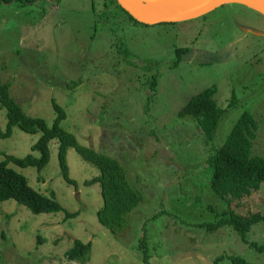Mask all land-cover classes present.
I'll return each mask as SVG.
<instances>
[{
    "label": "rangeland",
    "instance_id": "374dc122",
    "mask_svg": "<svg viewBox=\"0 0 264 264\" xmlns=\"http://www.w3.org/2000/svg\"><path fill=\"white\" fill-rule=\"evenodd\" d=\"M104 1L0 2V82L27 115L49 126L57 116L54 103L61 106L60 125L80 144L117 159L141 201L126 227L112 233L97 218L103 205L99 184H84L99 169L69 147L66 162L77 185L67 184L59 141L52 139L41 169L8 166L79 214L64 220L63 212L35 214L14 199L0 201V264H82L65 256L75 239L91 242L83 264H214L221 255L264 264V252L243 242L231 226L210 232L201 227L228 207L240 215H264V182L228 205L211 190L206 163L244 111L258 123L252 154L264 156V36L252 34L264 33V15L228 3L193 19L145 25L122 9L109 10ZM187 47L173 65L176 50ZM152 75L157 87L151 94ZM213 86L224 113L211 146L195 119L178 111ZM6 113L0 104L3 133ZM40 135L14 126L10 136L0 137V159L1 153L39 157L31 147ZM142 235L147 261L138 247ZM246 238L264 245V220ZM218 264L233 263L224 258Z\"/></svg>",
    "mask_w": 264,
    "mask_h": 264
},
{
    "label": "trees",
    "instance_id": "16d2710c",
    "mask_svg": "<svg viewBox=\"0 0 264 264\" xmlns=\"http://www.w3.org/2000/svg\"><path fill=\"white\" fill-rule=\"evenodd\" d=\"M9 1L0 0V2ZM104 6L109 7V10L122 9L121 11L132 22L140 23L121 8L116 0H105ZM188 50V47L176 50L178 57L173 65L177 64L181 56L186 54ZM147 85L152 91L151 94L154 93L157 87V76L152 75ZM216 91L214 86L203 89L192 96L178 111L181 118L192 117L195 119L201 129L205 143L211 146L214 143L216 128L224 113V110L219 107L213 97ZM0 104L7 109L6 131L3 133L0 130V137L10 136L14 126L25 133L41 132L39 139L31 147L32 150L39 152V157L32 154L17 157L1 153L3 159H0V201L14 199L18 204L24 205L35 214L63 212L64 220L74 218L79 214V211L70 212L65 209L55 199L54 193L47 196L33 189L24 175L8 166L9 163H13L20 167L34 166L41 169L49 161V141L57 139L59 141L60 170L67 184L77 185L76 180L69 175L66 162L67 149L72 147L85 161L99 169V175L84 181V184L87 185L98 183L100 186L103 205L97 211L98 221L112 233H117L126 227L129 213L137 206L142 197L141 193L129 184L126 170L117 159L80 144L71 132L60 125V121L65 117V112L56 103H54V108L57 111V116L51 126L42 117L27 115L9 95L8 85L1 82ZM257 127L258 123L252 113L244 111L226 140L220 146H214L213 152L206 159V163L211 169L210 188L228 205L233 201L238 202L250 196L264 182V156L252 154V140ZM261 220H264V215L260 212L240 215L228 207L222 216L212 222L201 224V227L210 232L223 226H231L240 235L243 242L259 252H264V245L250 242L246 238L250 227ZM138 247L143 252L144 260L147 261L149 256L146 250L145 235L139 239ZM90 249L91 242L83 243L81 240L75 239L73 246L66 252L65 256L69 261L78 260L83 264L88 260ZM224 258L229 259L233 264H252L234 255H221L215 259L214 264H218Z\"/></svg>",
    "mask_w": 264,
    "mask_h": 264
},
{
    "label": "water",
    "instance_id": "95a60500",
    "mask_svg": "<svg viewBox=\"0 0 264 264\" xmlns=\"http://www.w3.org/2000/svg\"><path fill=\"white\" fill-rule=\"evenodd\" d=\"M136 21L145 25L176 23L205 15L228 4H242L264 15V0H116ZM264 36V33L252 32Z\"/></svg>",
    "mask_w": 264,
    "mask_h": 264
},
{
    "label": "flooded vegetation",
    "instance_id": "af4514ba",
    "mask_svg": "<svg viewBox=\"0 0 264 264\" xmlns=\"http://www.w3.org/2000/svg\"><path fill=\"white\" fill-rule=\"evenodd\" d=\"M124 16V15H123ZM122 18H124V17H122Z\"/></svg>",
    "mask_w": 264,
    "mask_h": 264
}]
</instances>
